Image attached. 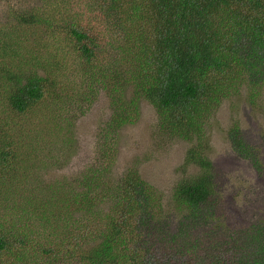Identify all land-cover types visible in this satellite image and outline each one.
<instances>
[{"label":"trees","instance_id":"obj_1","mask_svg":"<svg viewBox=\"0 0 264 264\" xmlns=\"http://www.w3.org/2000/svg\"><path fill=\"white\" fill-rule=\"evenodd\" d=\"M0 5V264H264V217L227 215L204 153L206 118L238 89L242 73L262 80L264 0ZM79 68L77 84L66 75ZM75 88L84 100L103 90L110 107L97 156L76 178L82 189L29 188L33 168L19 163L18 150L27 135L15 119L60 126L82 109ZM142 98L161 133L191 142L183 167L198 168L173 187L171 202L184 211L175 231L164 228L155 190L136 169L107 175L118 132L136 119ZM227 136L248 156L235 124ZM105 198L109 206L97 209ZM214 216L227 226L212 233Z\"/></svg>","mask_w":264,"mask_h":264},{"label":"rangeland","instance_id":"obj_2","mask_svg":"<svg viewBox=\"0 0 264 264\" xmlns=\"http://www.w3.org/2000/svg\"><path fill=\"white\" fill-rule=\"evenodd\" d=\"M5 15L0 5V18ZM261 71L262 80L259 81L251 78L250 73H242L238 89H232L229 96L222 99L206 118L204 127V153L216 171L215 185L224 210L228 216H232L231 209L235 210L248 220L264 217V67ZM66 76L78 84L80 68ZM256 82L258 84L253 86ZM74 90L82 100L76 101L82 103V109L60 126L36 118L15 119L18 128L27 135L18 150L22 159L19 163L28 162L33 168L24 182L29 188L52 182L61 187L64 182L71 192L82 189L77 186L76 178L81 177L97 156L100 126L109 116L110 107L103 90H98L89 100L83 99L85 93L80 95L81 88ZM92 90L95 93L96 90ZM137 110L136 119L118 132L112 153L114 162L107 175L113 180L128 168L136 169L155 190L162 208L164 228L175 231L184 211L171 202L173 187L185 174L198 171L194 166L183 167L185 152L191 142L161 133L157 114L145 99L138 101ZM0 120H3L1 116ZM234 124L240 130L245 146L249 147L248 156L236 152L227 136L229 127ZM3 131L8 132V129ZM63 189L68 192L65 187ZM102 196L99 194L98 198ZM110 202L107 198L100 200L96 208H107ZM207 223L212 233L215 226L218 232L221 226H227L225 217L214 216Z\"/></svg>","mask_w":264,"mask_h":264}]
</instances>
